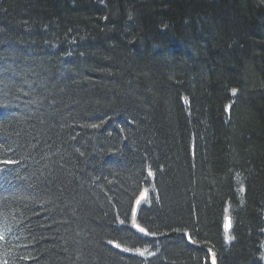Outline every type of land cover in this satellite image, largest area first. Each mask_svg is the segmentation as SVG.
<instances>
[{
    "label": "trees",
    "instance_id": "1",
    "mask_svg": "<svg viewBox=\"0 0 264 264\" xmlns=\"http://www.w3.org/2000/svg\"><path fill=\"white\" fill-rule=\"evenodd\" d=\"M213 262L264 264V0H0V264Z\"/></svg>",
    "mask_w": 264,
    "mask_h": 264
},
{
    "label": "bare ground",
    "instance_id": "2",
    "mask_svg": "<svg viewBox=\"0 0 264 264\" xmlns=\"http://www.w3.org/2000/svg\"><path fill=\"white\" fill-rule=\"evenodd\" d=\"M227 121L228 122H232V120H233V118H232V115L230 114V112L228 111V114H227ZM192 149V148H191ZM194 151L192 150L191 151V156H192V158H193V153ZM143 176H144V178H143V180L142 181H140L139 182V185H141V186H139V192H140V194H145V197L142 199V200H144V199H146L147 197H146V193H144V192H148L149 191V188L151 187V180H152V177H155V173H154V170H153V168H152V166L150 165V164H147V166L145 165L144 167H143ZM137 206V205H136ZM133 215L130 217V225L137 231V232H139L140 234H142V235H146V230L141 226V224L138 222V219H137V211H136V207H134V209H133ZM133 223H135L136 224V226H138L139 225V227H140V229L142 228V229H144V231L143 232H141L139 229H137V228H135L134 227V224Z\"/></svg>",
    "mask_w": 264,
    "mask_h": 264
},
{
    "label": "rangeland",
    "instance_id": "3",
    "mask_svg": "<svg viewBox=\"0 0 264 264\" xmlns=\"http://www.w3.org/2000/svg\"><path fill=\"white\" fill-rule=\"evenodd\" d=\"M144 193H146V192H144ZM144 197H145V194H143V195L140 196V198L138 199V204H139V202H140ZM133 224H134V227H135V228L140 229L139 225L136 226L135 223H133ZM143 253L146 254L145 252H143Z\"/></svg>",
    "mask_w": 264,
    "mask_h": 264
},
{
    "label": "snow or ice",
    "instance_id": "4",
    "mask_svg": "<svg viewBox=\"0 0 264 264\" xmlns=\"http://www.w3.org/2000/svg\"><path fill=\"white\" fill-rule=\"evenodd\" d=\"M121 223H123V222H121ZM139 230H140L141 232H143V231H144V229H142V228H141V229H139ZM116 247H119V245H116ZM124 250H125V251H127V249H124ZM139 254H140V255H143L144 253H143V252H140ZM213 264H214V262H213Z\"/></svg>",
    "mask_w": 264,
    "mask_h": 264
}]
</instances>
